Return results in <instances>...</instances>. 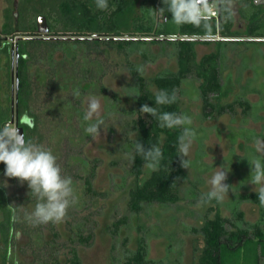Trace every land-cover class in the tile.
Wrapping results in <instances>:
<instances>
[{
    "label": "rangeland",
    "instance_id": "1",
    "mask_svg": "<svg viewBox=\"0 0 264 264\" xmlns=\"http://www.w3.org/2000/svg\"><path fill=\"white\" fill-rule=\"evenodd\" d=\"M139 3L140 0L136 2L133 11L124 15V22H121V30L124 32L137 29L132 20L141 10ZM214 3L216 5L217 0ZM251 23L252 21L248 18L246 30L251 28ZM170 25V29L180 34L182 24L175 25L170 22ZM256 27L259 28L258 22L255 24ZM263 28L264 23L261 30ZM256 46H264V42L241 44L228 41L195 42L196 59L199 63L208 54L215 55V59L219 62L222 94L213 97L212 101L215 104H223L245 96L244 99L249 107L247 104L242 105L241 108L237 106L235 113L228 112L206 118L198 89L195 87L198 82L191 79L185 80L183 89L186 94L180 99L181 113L191 118L190 126L194 128L196 136L188 154L189 169L182 167V174L178 179V200L171 202L168 206L157 203L143 204L138 213H131L128 208L129 191L142 185L156 169L157 164L155 162L153 166L145 164L143 173L139 177L128 174L129 167L132 165L133 149L129 151L122 146V143L125 142L126 132L130 138L137 136V132L131 131L134 116L119 111L120 108L130 109L136 105V99L131 92H136L137 84L128 68L132 63L143 66V75L148 78L150 91L160 92L152 78L166 70L177 71L178 50L182 46L176 42L153 44L142 41L130 44L128 48L130 50L140 48L144 52L129 53V58H126L116 52L115 44L103 52L87 51V48H83L82 45L75 46L70 42L64 45L62 50L65 53L71 51L70 48L75 52V58L68 60L67 83L60 80V85L64 87H55L51 95L49 91H45L46 86L43 87L42 94L40 93L42 103L39 102L36 105L41 107L43 101L54 102L52 107L50 103L47 104L49 110L53 108L52 115L57 114L56 111L62 108L58 112L59 119L62 118V120L48 119L47 125L56 135L55 141H52V147L57 162L65 175L73 178L78 199L74 205L70 206L73 214L55 224L61 239L66 240L71 234L69 229L71 226L67 225L68 221L73 225L81 222L85 215L92 214L91 223H88L94 229L92 244L85 246L76 243L83 264H116V258H122L124 254V244H122L124 238H128L127 248L135 250L138 239L143 235L148 238L149 257L159 261L158 264H199L203 240L200 235L185 233L184 228L200 227L208 208L216 205L214 202L201 200L200 196L208 189L207 179L214 171V167H219L225 162L226 166H229L225 183L231 185V188L220 201V214L230 217V207L238 206L244 212V218L248 222L253 223L259 219L260 205L258 203L247 199L240 201L241 195L246 197L249 194H256L255 186L249 182L251 173L249 161L253 159L264 161V116H260L261 111L264 110V55ZM249 47L252 49L251 54L247 53ZM257 53L259 56H256ZM142 54L147 56V60ZM58 58L57 56L56 60L59 62L61 57ZM42 69L40 65L33 67L32 70L33 77L37 79L39 86L44 82L39 79ZM75 87H78L81 92L78 98L72 97V90ZM89 95H95L98 98L99 114L105 117L104 127L101 126L98 129L99 134L95 137L83 132L82 116ZM0 105L4 106L6 102L2 101ZM259 121L261 123H258ZM161 138L163 141L166 135L162 134ZM47 143L48 139H44L42 144ZM76 157H85L91 162L98 160L93 178V188L98 194L93 199H89L84 194V181L78 178V175L86 176L88 168L80 164ZM20 184L21 192L26 194L28 192L26 182ZM30 207L31 203L28 205V208ZM7 211V196L0 191V219L5 217ZM209 216L213 217L214 212L209 213ZM124 217L129 219L130 226H120L117 235H113L110 229L114 222ZM42 231V238L51 237L46 226ZM25 235H19L16 240L17 249L11 251V256L17 264L28 262L34 264L35 257L33 254L31 257L30 249L26 252L30 255L23 256L24 254L18 253L19 250L22 252V249L30 242V237ZM34 237L37 236L34 235ZM175 237L177 240L173 241ZM32 245L41 248L43 243L34 239L30 247ZM7 249L0 234V257L3 253H7ZM66 250L67 248L62 249L59 253ZM60 256L63 257V254Z\"/></svg>",
    "mask_w": 264,
    "mask_h": 264
},
{
    "label": "trees",
    "instance_id": "2",
    "mask_svg": "<svg viewBox=\"0 0 264 264\" xmlns=\"http://www.w3.org/2000/svg\"><path fill=\"white\" fill-rule=\"evenodd\" d=\"M137 1L109 0V8L99 11L94 6V0H36L38 3L34 5V9L37 13L48 16L49 32L54 38L48 41L33 40L32 62L34 67L42 66V75L39 79L44 80V82L39 86L37 79L33 78L31 82L32 100L19 101L20 111L27 109L34 119L33 128L24 126L25 138L32 139L40 144L43 143L44 139H48V143L44 146L51 148L53 151L52 141H55L56 135L53 132L54 130L52 131L51 127L47 125V122H49L48 119L51 121L62 120V118L59 119L60 115L58 114L62 108L56 111L58 115H52L53 108L50 110L49 107L47 108V104L50 102L43 101L41 107L36 104L42 103L43 87L46 86L45 91H49L51 95L55 87H64V85H60L61 81L67 83L68 60L75 58V52L70 48L71 51L65 53L62 50L64 45L70 42L75 46L76 44L77 46L82 45L83 48H87V51L103 52L109 46L115 44L116 52L126 58H129V53L144 52L140 48H137L140 50H130L128 48L130 44L142 41L153 44L176 42L182 46L178 50L179 67L177 71L166 70L152 78V81L161 91L175 94L176 99L172 103L156 105L154 102L156 93L150 91L148 78L143 75V71L141 73L136 72V67L139 64L131 62L132 65L128 68L137 84L135 85L136 92L130 91L136 99V105L130 109L120 108L119 111L134 116V125L131 127V131L137 132V136L130 138L126 132L125 142L122 143V146L130 151L133 149L134 142L138 140L146 148L155 145L161 150V156L155 162L157 164L156 169L152 171L142 185L129 191L128 208L131 213H138L143 204L157 203L161 206H168L171 202L177 201V184L182 174L180 163L182 157L177 156V137L180 134V128L161 127L155 118L140 110L142 105L153 106L158 113L165 111L181 113L180 99L182 95L186 94L183 83L185 80L191 79L198 82L195 87L198 89L204 117L206 118L228 112L235 113L237 106L241 107L247 104V107H249L243 97H238L229 103L215 104L212 98L221 95L222 88L220 69L218 68L219 62L213 54L206 55L200 63L196 59L195 42H234V39H232L235 36L233 16L226 4L222 5L218 22L211 17H202L199 23H183L179 34L172 28L170 29V20L163 19L156 12V9L162 7L161 0H140L139 7H141V10L132 20L137 29L124 32L121 30V22H124V15L133 11ZM195 3L197 4V0H195ZM165 17L170 18V13H165ZM126 49L128 51H124ZM57 51L64 53L59 62L54 57V53ZM143 58L147 60V56L144 55ZM146 60L144 61L147 62ZM27 84L24 81L21 82V93L25 92ZM53 103H50L51 107L54 106ZM3 113L4 121L9 118V111ZM162 134L166 135L163 141ZM76 159L88 168L87 175H78V178L84 181V194L89 199H93L98 194L93 188V178L96 174L98 160L91 162L85 157H76ZM90 163L92 164L90 165ZM145 164L142 156L133 150L132 165L129 167L128 174L139 177L143 173ZM3 168V163H0V180H7V186L0 187L2 194L7 196L8 208L7 214L0 220V233L4 242L7 245L15 244L16 232L21 231L30 237V242L22 249V252L26 253L30 249L31 254L35 257L34 264H83L76 243L85 246L92 244L94 229L93 226L90 227L88 224L91 223L92 214L85 215L83 220H80L81 222L73 225L68 221L67 225L71 226L69 229L72 235L70 234V237L66 240L61 239L55 223L31 226L22 222L19 217L22 216L25 209H28V204L31 202L27 193L21 192L22 186L16 178L3 176ZM62 174L65 173L62 171ZM242 199L259 204L256 194H249L246 197L241 195L240 201ZM210 202H214L216 205L208 208L204 215L203 224L200 227L187 226L184 228L185 233L200 235L203 240L199 264H264V206H260L259 219L250 223L245 220L244 212L238 206L230 207L231 216L227 217L222 216L219 212L220 202L216 200H210ZM212 212H214V216L210 217L209 213ZM72 214V209L69 207L65 217ZM128 220L127 217L116 220L112 229H110L111 233L117 235L120 226H130ZM45 226L51 234L49 239L42 238V230ZM34 235L37 237H34ZM34 239H38L43 243L41 248L33 245L30 247ZM175 240H177L176 237L173 241ZM127 242L128 238L125 237L122 243L124 244V254L122 258H116V264L159 263V261L149 257V243L146 235L138 239L135 250L128 249ZM66 248V252L59 253ZM60 254H63V257ZM3 263L7 264L4 257Z\"/></svg>",
    "mask_w": 264,
    "mask_h": 264
},
{
    "label": "clouds",
    "instance_id": "3",
    "mask_svg": "<svg viewBox=\"0 0 264 264\" xmlns=\"http://www.w3.org/2000/svg\"><path fill=\"white\" fill-rule=\"evenodd\" d=\"M162 7L156 12L165 20H170L175 25L183 23H199L202 19V8L195 0H161ZM94 6L99 11L109 8V0H94ZM170 13V18L165 17ZM143 66L137 65L136 72L141 73ZM78 87L73 88L72 97H80ZM176 99L175 94L163 91L154 96L156 105L172 103ZM140 110L155 118L161 127H179L180 134L177 137V156L181 158V166L189 169L188 154L195 140L196 132L190 125L191 118L183 113L157 112V109L147 104ZM100 101L95 95H89L86 100L82 120L83 132L89 136H98V129L103 126L105 117L100 114ZM95 117V118H94ZM133 150L142 156L148 166H153L161 156V150L155 145L145 147L138 140L134 142ZM0 163H3V176L16 178L20 183L26 182L27 196L31 207L25 209L19 217L22 222L31 226L47 223H59L64 220L67 210L77 202L78 196L73 178L62 174L57 157L49 147L26 139L18 129L0 125ZM251 173L249 182L255 187L256 197L260 206H264V161L253 159L249 161ZM229 166L226 162L214 167V171L208 176V189L201 193V200H216L220 202L227 195L231 185L225 183ZM7 180H0V187H6ZM258 186V187H257Z\"/></svg>",
    "mask_w": 264,
    "mask_h": 264
},
{
    "label": "flooded vegetation",
    "instance_id": "4",
    "mask_svg": "<svg viewBox=\"0 0 264 264\" xmlns=\"http://www.w3.org/2000/svg\"><path fill=\"white\" fill-rule=\"evenodd\" d=\"M208 1L214 2L215 0ZM36 3H38L36 0H0V102H6V105H0V125L13 126L16 129L22 127L23 130L24 126L34 127L31 112L27 109L20 111L19 108L20 100H32L31 82L34 78L32 71L34 64L31 52L33 40L48 41L54 38L49 32L48 16L36 12L34 9ZM223 4L227 5L233 16L235 36L232 39L236 44L264 42V28L261 30L264 23V0H217L215 6L218 15L216 18H212L217 22ZM248 18L252 21V26L246 30ZM257 22L259 28H255ZM46 26L47 32H39V28ZM251 47H249L250 51L247 48L249 54L252 53ZM256 47L264 55V46ZM57 56L62 58L64 53L57 51L54 53V57L57 59ZM256 56H259V53ZM22 81L28 84L25 92L21 93ZM8 111L9 118L3 121V112L8 113ZM7 247V253H3L0 257V264H5L3 257L7 264H16L15 259L11 256L15 244H8Z\"/></svg>",
    "mask_w": 264,
    "mask_h": 264
},
{
    "label": "built area",
    "instance_id": "5",
    "mask_svg": "<svg viewBox=\"0 0 264 264\" xmlns=\"http://www.w3.org/2000/svg\"><path fill=\"white\" fill-rule=\"evenodd\" d=\"M202 8V17L216 18L218 15L217 8L212 1H207L199 5Z\"/></svg>",
    "mask_w": 264,
    "mask_h": 264
},
{
    "label": "crops",
    "instance_id": "6",
    "mask_svg": "<svg viewBox=\"0 0 264 264\" xmlns=\"http://www.w3.org/2000/svg\"><path fill=\"white\" fill-rule=\"evenodd\" d=\"M257 99H258V97H257ZM241 108V107H240ZM241 111H242V109H241ZM263 112H264V110L263 111H261V113H260V116H264V114H263ZM203 114H204V112H203ZM264 120V119H263ZM254 122V121H253ZM263 122V121H262ZM258 123H261V121H259ZM263 124V123H262ZM263 127H264V125H263ZM29 205V204H28ZM3 219V218H2ZM1 220V219H0ZM1 234V233H0ZM20 234H22V235H25L24 233H22L21 231H17L16 232V235H15V247H14V250L16 251V249H17V247H16V240H18V237H19V235ZM25 236H27V235H25ZM1 237H2V235H1ZM3 239V238H2ZM4 241V240H3ZM16 248V249H15ZM18 253L20 254V255H22V254H24L23 256H25V255H30V254H27V253H23V252H21V250H19L18 251ZM31 257H32V254H31ZM16 261V260H15ZM31 262H28V263H25V264H30ZM16 264H17V261H16Z\"/></svg>",
    "mask_w": 264,
    "mask_h": 264
},
{
    "label": "water",
    "instance_id": "7",
    "mask_svg": "<svg viewBox=\"0 0 264 264\" xmlns=\"http://www.w3.org/2000/svg\"><path fill=\"white\" fill-rule=\"evenodd\" d=\"M206 1H208V0H198L197 1V5H200V4H202V3H204V2H206ZM47 26L46 27H44V28H39V32H47ZM18 131L21 133V134H23L24 135V130H23V128L22 127H19L18 128Z\"/></svg>",
    "mask_w": 264,
    "mask_h": 264
}]
</instances>
